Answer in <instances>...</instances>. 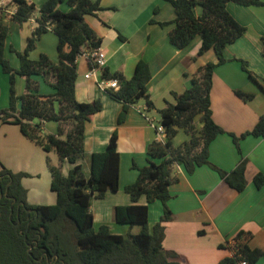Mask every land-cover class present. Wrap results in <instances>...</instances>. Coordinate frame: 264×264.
<instances>
[{
    "label": "trees",
    "instance_id": "1",
    "mask_svg": "<svg viewBox=\"0 0 264 264\" xmlns=\"http://www.w3.org/2000/svg\"><path fill=\"white\" fill-rule=\"evenodd\" d=\"M163 1L170 3L176 14L172 22L175 27L169 34L171 44L182 50L199 38L201 47L198 55L213 50L217 62L200 67L192 77L191 87L182 94L173 93L175 103H168L160 111L165 141L152 142L148 146V165L139 170L135 183L125 187L132 204L118 206L114 210L116 223L141 228L138 234L126 235L112 233L107 225L96 229L90 211L94 198L102 199L107 192L119 189L117 133H112L105 152L92 155L88 179L79 163L84 154L86 124L102 110L100 100L80 103L75 94L78 57L101 46V38L85 22L87 16H96L101 9L100 0H46L40 6L14 0L16 11L10 17L11 21L21 26L35 17L37 22L24 52H15L19 59L18 69L13 68L6 58L9 29L3 22L4 10L0 9V66L3 73L10 76L9 107L0 110V126H19L28 140L46 154L54 152L59 161L54 166L47 160L51 189L57 195L56 204L49 206L29 204L27 190L21 184V179L27 175L13 173L0 161V264H177L178 255L163 246L165 223L172 220L168 202L171 199L170 186L178 181L175 168L183 166L191 174L197 167L205 165L216 170L232 189L237 192L245 190V161L230 173L217 170L209 161L211 142L225 133L212 118L210 92L214 70L227 62V45L246 33V28L231 16L227 5L262 7L264 0ZM64 3L69 7L67 12L60 9ZM196 7L202 10L200 16L195 14ZM172 23L159 25L164 27ZM49 30L58 37V63L45 55L37 61L30 60L29 52ZM119 37L123 39L121 35ZM262 43L264 57V36ZM246 66L242 61L243 70L255 79ZM16 75L24 78L26 83L25 93L19 97L13 86ZM38 75H43L54 87V94L45 96L39 93V83L32 79ZM102 78L118 81L117 90L108 89L106 92L122 104L119 124L124 122L129 108L142 99L147 110L154 109L147 89L151 74L143 61L137 63L129 80L121 73L110 75L107 70H102ZM235 93L246 102L254 97L241 91ZM48 122L58 125L56 134L44 131L43 125ZM180 131L189 135V140L174 147L173 140ZM230 135L236 147L247 136L264 138V115L251 131L240 137ZM65 161L72 164L67 176L62 173ZM253 182L261 189L264 175H255ZM142 198H145V204L139 203ZM156 201L162 204L163 215L150 228L149 206ZM251 238L250 233L241 231L232 244L220 245L219 248H228L233 255L218 264H239L241 261L255 264L264 259L263 250L250 248Z\"/></svg>",
    "mask_w": 264,
    "mask_h": 264
},
{
    "label": "crops",
    "instance_id": "2",
    "mask_svg": "<svg viewBox=\"0 0 264 264\" xmlns=\"http://www.w3.org/2000/svg\"><path fill=\"white\" fill-rule=\"evenodd\" d=\"M25 1L40 6L46 0ZM100 7L96 16H87L85 22L101 38L100 49L106 55L103 70H107L110 75L121 73L129 80L134 75L137 63H146L151 74L147 85L148 95L154 109L147 110L142 99L129 108L124 122L119 124L122 104L112 99L97 84V81L103 79L102 71L94 72L88 79L85 77L93 69L92 60L87 58L88 51L79 56L76 99L80 103L95 100L102 103V110L86 124L84 154L79 163L88 179L92 155L105 152L112 133H117L120 154L119 189L107 192L102 199L94 198L90 211L96 229L107 225L114 234H138L141 231L139 226L129 227L116 223L114 210L118 206L132 204L125 187L135 183L139 170L148 165V146L159 140L156 129L161 125L160 111L168 103H175L173 93L182 94L191 87L192 77L200 67L209 62L216 63L217 58L213 50L198 55L201 47L199 38L182 50L171 44L169 34L175 27L172 22L176 14L168 2L100 0ZM0 9L4 10L3 22L9 29L6 58L10 62L11 59L17 60L14 68L18 69L19 59L15 52H24L28 38L37 26L36 18H31L21 26L11 21L10 17L16 11L14 0H0ZM60 9L69 11L66 3L61 4ZM227 10L246 28V33L227 45V62L218 66L213 73L210 92L212 118L225 133L219 134L211 142L209 161L224 173L232 172L240 162L245 161L247 186L244 191L237 192L216 170L205 165L197 167L191 174L183 166L175 168L174 174L178 181L170 186L171 199L168 207L172 220L165 223L163 246L167 251L178 255L177 264H218L233 255L230 249L219 246L231 243L241 231L252 235L250 248L264 251V186L258 189L253 182L255 175H264V138L247 136L236 147L230 135L240 137L251 131L264 115V87L259 83L261 92L258 93L253 83L264 79V6L243 7L229 3ZM195 14H202L200 7L195 8ZM160 23L172 24L161 27ZM57 46L58 37L49 30L37 40L36 47L29 52L28 58L37 61L41 55H45L52 62L58 63ZM242 61L246 62L248 71L258 80L250 78L243 70ZM18 77V93L15 92L17 97L25 93L26 85L25 79ZM32 79L39 83L41 95L55 93L54 87L43 75L33 76ZM52 81L50 80L51 83ZM7 89V78L0 72V109H6ZM236 91L254 97L246 102L236 95ZM43 128L48 134H56L58 125L48 122ZM188 140L189 135L180 131L173 140V145L178 147ZM52 154L47 155L42 148L28 140L19 126H0V161L12 172L27 175L22 185L27 190V201L31 205L49 206L57 202V195L51 189L52 178L47 160L54 166L59 161L57 155L53 159ZM71 169L72 164L65 161L62 165L63 175L67 176ZM139 203L145 204V198L140 199ZM162 215L163 207L159 201L150 204L149 227L159 222ZM255 264H264V259Z\"/></svg>",
    "mask_w": 264,
    "mask_h": 264
},
{
    "label": "built area",
    "instance_id": "3",
    "mask_svg": "<svg viewBox=\"0 0 264 264\" xmlns=\"http://www.w3.org/2000/svg\"><path fill=\"white\" fill-rule=\"evenodd\" d=\"M87 58L91 59L93 62V69L90 73H88L85 77L88 79L94 72L96 71H102L106 66V55L104 51L100 49V47L94 51H88ZM97 84L104 90L113 89L117 90L119 88V84L117 79H111V80H104L97 81ZM157 135H158V142L165 141V129L162 125L157 127L156 129ZM164 138V139H163ZM239 264H247L246 261H241Z\"/></svg>",
    "mask_w": 264,
    "mask_h": 264
},
{
    "label": "rangeland",
    "instance_id": "4",
    "mask_svg": "<svg viewBox=\"0 0 264 264\" xmlns=\"http://www.w3.org/2000/svg\"><path fill=\"white\" fill-rule=\"evenodd\" d=\"M15 59H11V66L14 68V66H16V61H14ZM0 72L2 73V75H3V77H5V78H7V83H8V89H7V95H8V99H7V104H6V106H5V108L6 109H8V107H9V94H10V82H9V75H6V74H3V71H2V67L0 66ZM255 77V76H254ZM257 80H258V78L257 77H255ZM20 78L18 77V76H14V91L16 92V93H18V80H19ZM253 83L255 84L254 86H255V91L256 92H258V93H260L261 91L259 90L260 89V86H259V83L264 87V79H262V80H260L259 82H255V81H253ZM15 93V94H16ZM2 98V97H1ZM18 105V104H17ZM2 108V107H1ZM6 109H0V110H6ZM52 154V153H51ZM50 153H48L47 155H51ZM52 158L53 159H55V154H52ZM55 162V161H54ZM14 173V172H13ZM22 173V172H21ZM15 174H17V173H15ZM25 177H27V176H24L22 179H21V184H22V181H23V179L25 178ZM23 186V185H22Z\"/></svg>",
    "mask_w": 264,
    "mask_h": 264
}]
</instances>
